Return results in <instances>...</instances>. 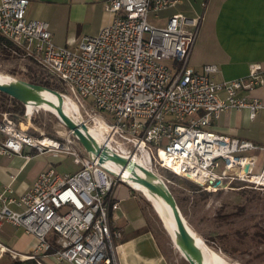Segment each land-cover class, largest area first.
Here are the masks:
<instances>
[{
	"label": "built area",
	"instance_id": "1",
	"mask_svg": "<svg viewBox=\"0 0 264 264\" xmlns=\"http://www.w3.org/2000/svg\"><path fill=\"white\" fill-rule=\"evenodd\" d=\"M175 2L107 0L110 24L67 47L54 43L48 22L26 17L28 0H0V37L10 52L62 83V97L77 106L73 118L86 126L101 124L103 138H95L114 153L147 156L146 168L167 169L205 190L234 181L264 186V171L253 172L245 154L264 148L207 128L228 108L246 109L250 119L264 108L257 98L237 94L264 84V64L251 63L247 76L226 81L215 78L216 65L191 67L199 17L173 14L164 26L148 20L150 11ZM0 133L3 155L22 154L29 146L39 154L71 156L78 167L61 174L50 165L19 196L10 185L16 174L9 175L0 191V228L9 222L36 239L34 250L12 257L36 264H119L122 233L112 216L118 208L114 187L122 181L106 171L110 167L85 154L70 130L60 138L36 139L1 113Z\"/></svg>",
	"mask_w": 264,
	"mask_h": 264
},
{
	"label": "crops",
	"instance_id": "2",
	"mask_svg": "<svg viewBox=\"0 0 264 264\" xmlns=\"http://www.w3.org/2000/svg\"><path fill=\"white\" fill-rule=\"evenodd\" d=\"M171 1V0H170ZM172 6L154 13L148 20L164 26L173 14L198 18L199 25L188 64L200 69L205 64L218 68L217 80L245 77L249 64H264V0H175ZM107 0H28L26 17L48 22L55 44L75 47L83 37L95 35L110 24L113 15L105 9ZM186 28H190L189 26ZM239 96L255 97L264 105V84L251 90H241ZM210 130L229 137L252 142L264 148V108L253 119L246 109H229L213 121ZM3 135L0 133V142ZM29 154L27 158L25 155ZM253 172L264 171V149L249 151ZM67 156L59 152L36 153L24 146L22 154L3 155L0 151V191L16 174L11 188L15 195L23 194L39 172L52 165L61 174L71 173L59 162ZM118 208L112 216V226L122 235L117 245L119 264H169L151 225L149 201L137 190L118 182L114 187ZM150 202V201H149ZM151 203V202H150ZM152 204V203H151ZM153 206V204H152ZM154 207V206H153ZM36 239L11 223L0 228V264L20 263V257L34 250ZM1 247V246H0Z\"/></svg>",
	"mask_w": 264,
	"mask_h": 264
},
{
	"label": "rangeland",
	"instance_id": "3",
	"mask_svg": "<svg viewBox=\"0 0 264 264\" xmlns=\"http://www.w3.org/2000/svg\"><path fill=\"white\" fill-rule=\"evenodd\" d=\"M3 64L1 60L0 72L9 73V76L16 74V70ZM18 122L21 129L36 139L60 137L67 131L57 117L44 110H35L30 116L23 115ZM80 152L84 154L81 149ZM58 165V170L64 166L67 171L76 166L71 156ZM149 170L173 195L189 228L212 252L214 264H264V186L237 181L227 188L205 190L167 169L152 166ZM147 203L151 225L169 264H188L152 204Z\"/></svg>",
	"mask_w": 264,
	"mask_h": 264
},
{
	"label": "water",
	"instance_id": "4",
	"mask_svg": "<svg viewBox=\"0 0 264 264\" xmlns=\"http://www.w3.org/2000/svg\"><path fill=\"white\" fill-rule=\"evenodd\" d=\"M45 91L56 97L57 101L54 102L51 99L45 98L38 94V91ZM14 98L18 102L26 106L28 103H32L35 106H41L43 104H48L53 106L56 110V117L61 121L65 128L76 138L78 143L85 150V154L89 157L94 158L96 163L102 166L103 163H113L118 168L117 171L112 168H105L108 173L112 176L120 179L125 185L133 188L131 184L124 179L123 172L128 171L129 175L127 179L141 184L150 193L158 196L164 204L168 206V211H170V216L172 217L175 228L177 231V243L179 249L184 255V258L188 264H201L200 260L202 256H199V251L197 244L195 243V237L193 235L192 229L187 225L181 211L179 210L173 195L170 193L168 188L162 183L161 180L148 168L137 163L134 159L124 157L120 154L114 153L112 150L108 149L104 144H101L94 136H92L87 126L82 121H77L72 117H69L63 110V97L61 93L57 91L50 90L40 85H35L29 83L28 81H23L17 79V83H3L0 82V92ZM136 168L139 169L143 175H140ZM246 169V168H245ZM157 179L158 181H155ZM216 181L214 185H217ZM135 189V188H133ZM136 190V189H135ZM155 209V208H154ZM161 213L158 214L163 227L167 230L165 218L168 216V211L166 208H161ZM167 233L170 235L169 231ZM201 253V252H200Z\"/></svg>",
	"mask_w": 264,
	"mask_h": 264
},
{
	"label": "trees",
	"instance_id": "5",
	"mask_svg": "<svg viewBox=\"0 0 264 264\" xmlns=\"http://www.w3.org/2000/svg\"><path fill=\"white\" fill-rule=\"evenodd\" d=\"M7 45L8 43L0 37V61L2 60L7 65V68L14 70V71L16 70V74L14 76L13 74L12 76H9L8 75L9 73L5 74V73L0 72V76L3 75V76H7L13 79H16L15 77H17L19 80L28 81L29 83L40 85V86H43L53 91L55 90L61 94L64 93L63 85L58 79H56L54 76L49 74L43 68H41L40 66L32 62L30 59L28 58L22 59L21 57L16 56L12 52H10ZM27 105L28 104H26V106L23 105L22 103L18 102L14 98L2 93V91L0 92V114L7 113L9 119L18 126H19V122H18L19 119L23 115H25L24 114L25 109H26V113L28 114V116L35 110L36 111L38 110L48 111L41 106H35L34 104H31V111L29 112L27 109ZM56 138H60V137H56ZM179 177H182V176H179ZM182 178H185V177H182ZM234 182H237V181H234ZM21 263L36 264V262H34L33 260H24ZM14 264H20V263H14Z\"/></svg>",
	"mask_w": 264,
	"mask_h": 264
},
{
	"label": "bare ground",
	"instance_id": "6",
	"mask_svg": "<svg viewBox=\"0 0 264 264\" xmlns=\"http://www.w3.org/2000/svg\"><path fill=\"white\" fill-rule=\"evenodd\" d=\"M0 82H3V83L7 82V83L16 84L17 83V79H13V78H10V77H7V76L5 77V76L1 75L0 76ZM38 94H40L41 96H43L45 98L51 99L54 102L57 101L56 97H54L53 95H51L49 93H46L45 91H42V90L38 91ZM31 104L32 103H28V105H27V109H28L29 112L31 110ZM41 107H43L46 110L50 111L56 117V115H55L56 114V110H55V108L53 106H50L48 104H43V105H41ZM63 110L69 117H72V118H73V116H76L75 113L78 112L76 104L68 97L63 98ZM95 123H97V122H95ZM21 126L23 127L22 124H21ZM92 126L93 125H88L87 126L89 133L92 136H94V137H96L98 139H102L103 137H102L101 133L103 132L104 127L101 124H96V125L94 124L93 128H92ZM43 142H48V140H43ZM147 159H148V157L145 156V159H143V158H135L134 160L137 163H139L140 165H143V166L146 167ZM106 164L110 168H115V171H117V167L113 163L107 162ZM136 171L140 175H143L142 172L139 169L136 168ZM128 175H129L128 171L125 170L123 172L122 176L124 177V179H126L131 184V186L133 188H135L138 192H141V194L143 196H145L153 204L154 208L157 210L158 213H161V211H162L161 208H163V207L166 208L167 211L169 210L168 206L166 204H164L163 201L158 196H156L153 193H150L141 184L127 179ZM157 178L159 179V177H157ZM196 179L197 180H201V178H196ZM252 179L254 181L261 182L260 177L257 176V175H254L252 177ZM155 181H158V180L155 179ZM170 215H171L170 211H168V216H166V218H165L166 227H167V230L169 231V233L171 234V237L174 240L175 244L178 246V243H177V238H178L177 231H176V228H175L174 221H173V219H172V217ZM192 232H193V235H194L195 240H196L195 243L197 244V247H198V251H199V254H200L199 256H202L201 260H200V263L201 264H214L213 263L212 252L210 250H208V248L202 242V240L199 238V236H197V234L194 231H192Z\"/></svg>",
	"mask_w": 264,
	"mask_h": 264
}]
</instances>
